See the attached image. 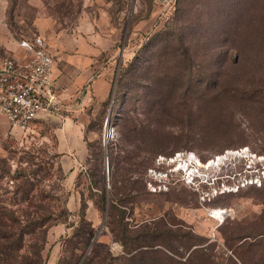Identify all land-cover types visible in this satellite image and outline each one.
<instances>
[{
  "label": "rangeland",
  "instance_id": "374dc122",
  "mask_svg": "<svg viewBox=\"0 0 264 264\" xmlns=\"http://www.w3.org/2000/svg\"><path fill=\"white\" fill-rule=\"evenodd\" d=\"M48 33L98 35L116 59L110 97L84 112L87 153L74 176L56 151L64 124L38 120L20 132L0 115V169L6 161L11 171L0 201L40 225L26 239L45 237L44 264L74 253L79 264H124L98 208L101 187L133 199L131 226L180 225L176 264L196 248L207 264H264V188L251 187L264 184V0H0V41L42 35L55 53ZM229 152L217 166H180L190 154L207 164ZM26 181L30 198L16 194Z\"/></svg>",
  "mask_w": 264,
  "mask_h": 264
},
{
  "label": "trees",
  "instance_id": "16d2710c",
  "mask_svg": "<svg viewBox=\"0 0 264 264\" xmlns=\"http://www.w3.org/2000/svg\"><path fill=\"white\" fill-rule=\"evenodd\" d=\"M1 163L5 165V168L3 167V169H0V181L11 175L10 169H6L8 162L1 161ZM38 165L41 166L40 163ZM41 169L42 168H40V171H42ZM251 187H256L258 189L264 188V184L261 186L255 184ZM90 188L92 190V187H89V189ZM34 190V185H30L28 181H26L23 186L16 190V194H23L25 198H30ZM99 192L100 199L98 201V208L103 213L107 211V226L110 228L115 241L121 243L126 253L125 257L122 259L124 264L179 263L174 260L173 255L175 256V254H177L182 256V254L175 251L173 248L174 243L180 241V237L178 234H174L173 231L177 229V232H179L181 229L180 225L173 222H165L164 217H162L159 220H153L151 223L131 226L125 221L126 211L124 207L126 204L132 202L133 199L131 200L128 197L119 199L117 195H113L112 192L107 191L105 187H101ZM82 196L85 198V194H82ZM85 206L83 207L85 208ZM18 212L19 211L10 209V207L8 209V205L0 201V264H44L45 259L43 250L44 244L46 243L45 237L41 240V244L37 242L35 246H29L27 244L28 240L26 239L29 237L34 240L33 236L35 231L41 227L36 221H30L28 216L26 217L27 219H25L24 215L23 217L18 216ZM63 212H67V210L65 209ZM80 218L81 227H90V229H87V232L91 233L93 231L91 228L92 226L88 223L84 214ZM94 248L96 249V247ZM190 249L189 246L187 252ZM85 251L86 248L81 250V252ZM76 256L78 255L75 253L71 254L68 264H79L80 258L76 260ZM205 257L204 249L196 248L189 254L183 264H204V262L207 264V259H205ZM110 259L111 261L105 264H114L115 261H117L116 259Z\"/></svg>",
  "mask_w": 264,
  "mask_h": 264
},
{
  "label": "crops",
  "instance_id": "0c3cea01",
  "mask_svg": "<svg viewBox=\"0 0 264 264\" xmlns=\"http://www.w3.org/2000/svg\"><path fill=\"white\" fill-rule=\"evenodd\" d=\"M63 36V33H48V38L55 48L56 62L53 77L59 100L70 110V113L64 118L41 114L31 126L36 121L45 119L64 124L63 131L59 128L56 131L58 142L56 151L58 155H61V165L64 170L74 176L79 159L87 153L84 142L80 138V127H84L85 123L84 112L87 107L103 103L110 97L113 63L116 57L110 56L112 51L109 52L110 57H105V51L108 48L106 49L105 41L98 38V35ZM0 46L8 57L21 60L29 58L25 57V51L19 47V42L16 43V40L15 42L0 41ZM76 117H81L82 120L77 122Z\"/></svg>",
  "mask_w": 264,
  "mask_h": 264
},
{
  "label": "built area",
  "instance_id": "2783aa9c",
  "mask_svg": "<svg viewBox=\"0 0 264 264\" xmlns=\"http://www.w3.org/2000/svg\"><path fill=\"white\" fill-rule=\"evenodd\" d=\"M19 47L29 58L0 59V115L13 130L27 132L39 115L64 118L70 110L59 100L53 77L56 55L46 38L35 35Z\"/></svg>",
  "mask_w": 264,
  "mask_h": 264
},
{
  "label": "bare ground",
  "instance_id": "6f19581e",
  "mask_svg": "<svg viewBox=\"0 0 264 264\" xmlns=\"http://www.w3.org/2000/svg\"><path fill=\"white\" fill-rule=\"evenodd\" d=\"M109 131H110V127H107V129H106V135H108V133H109ZM106 137V136H105ZM230 154H232L231 152H229V153H227L225 156H221V157H219V158H216L215 160H213V161H210V162H208L207 164H201L198 160H197V158H195V156L194 155H192V154H190V156L188 157V159L186 160V161H182L181 163H180V166H182L184 169H187V170H189L190 169V162H195V163H197L199 166H203V167H206V168H209V167H212V166H217V165H219L221 162H223L224 161V159L225 158H227ZM179 157H181V156H178V158ZM181 161V160H180ZM192 172H194L193 170H192Z\"/></svg>",
  "mask_w": 264,
  "mask_h": 264
},
{
  "label": "water",
  "instance_id": "95a60500",
  "mask_svg": "<svg viewBox=\"0 0 264 264\" xmlns=\"http://www.w3.org/2000/svg\"><path fill=\"white\" fill-rule=\"evenodd\" d=\"M111 118H112V113L110 112L108 119H107V122H106V129H107V127H110ZM112 133H113V129L110 127V131H109L108 135H106V137H105V144L108 143L110 136H112ZM178 156H181V155L179 154Z\"/></svg>",
  "mask_w": 264,
  "mask_h": 264
}]
</instances>
